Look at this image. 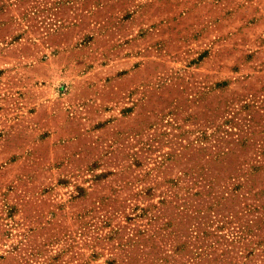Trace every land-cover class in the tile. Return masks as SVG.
Listing matches in <instances>:
<instances>
[{
	"label": "rangeland",
	"instance_id": "374dc122",
	"mask_svg": "<svg viewBox=\"0 0 264 264\" xmlns=\"http://www.w3.org/2000/svg\"><path fill=\"white\" fill-rule=\"evenodd\" d=\"M0 264H264V0H0Z\"/></svg>",
	"mask_w": 264,
	"mask_h": 264
}]
</instances>
